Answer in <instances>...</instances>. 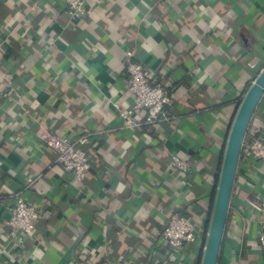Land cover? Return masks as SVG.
Wrapping results in <instances>:
<instances>
[{
    "label": "crops",
    "instance_id": "crops-1",
    "mask_svg": "<svg viewBox=\"0 0 264 264\" xmlns=\"http://www.w3.org/2000/svg\"><path fill=\"white\" fill-rule=\"evenodd\" d=\"M85 6L75 17L64 0H0V264H199L238 101L264 67V0ZM128 61L169 90L167 118L123 119ZM42 132L85 141L84 180ZM259 133L264 96L245 141ZM19 195L40 212L33 234L5 223ZM263 199L264 165L242 149L218 264H264ZM177 211L201 237L175 251L163 231Z\"/></svg>",
    "mask_w": 264,
    "mask_h": 264
},
{
    "label": "built area",
    "instance_id": "built-area-1",
    "mask_svg": "<svg viewBox=\"0 0 264 264\" xmlns=\"http://www.w3.org/2000/svg\"><path fill=\"white\" fill-rule=\"evenodd\" d=\"M64 1L67 3L73 16L81 17L86 14L85 0ZM127 55L130 57L132 52L128 51ZM127 73L128 88L133 94V103L129 108L121 112L123 119L126 122L133 123L135 121L133 119L135 114L141 109L147 112L145 118L147 123L154 124L167 118V108L171 102V98L169 90L163 83L154 78L150 70L138 61H128ZM41 138L49 148L57 153V160L73 174L75 179L79 181L85 179L92 169V163L86 151L82 148L84 140L75 143L64 136L51 135L46 132L41 133ZM242 149L254 159L260 160L264 165V134L259 133L247 142L244 140ZM172 166L174 170L183 172L191 170V163L177 154L172 156ZM260 207L264 209V199ZM39 217L40 212L38 208L19 195L16 196L11 216L5 223L13 231L33 234L36 231ZM200 237L195 222L189 216L178 211L171 214L163 231V238L175 251L183 248L186 244H196ZM258 242L264 257V224L261 225Z\"/></svg>",
    "mask_w": 264,
    "mask_h": 264
},
{
    "label": "water",
    "instance_id": "water-1",
    "mask_svg": "<svg viewBox=\"0 0 264 264\" xmlns=\"http://www.w3.org/2000/svg\"><path fill=\"white\" fill-rule=\"evenodd\" d=\"M264 96V67L244 93L231 123L205 237L201 264H218L239 158L253 114Z\"/></svg>",
    "mask_w": 264,
    "mask_h": 264
},
{
    "label": "trees",
    "instance_id": "trees-1",
    "mask_svg": "<svg viewBox=\"0 0 264 264\" xmlns=\"http://www.w3.org/2000/svg\"><path fill=\"white\" fill-rule=\"evenodd\" d=\"M249 85H250V83L248 84V87H249ZM240 102H241V99L238 101V105L240 104ZM207 228H208V226H207ZM204 243H205V242H204ZM203 247H204V245H203ZM202 253H203V251H202ZM202 253H201V256H200L199 264H201Z\"/></svg>",
    "mask_w": 264,
    "mask_h": 264
}]
</instances>
